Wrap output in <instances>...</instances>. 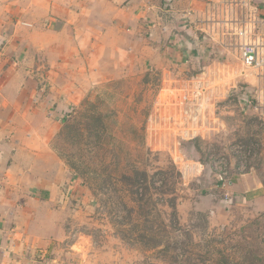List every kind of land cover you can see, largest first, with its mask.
Here are the masks:
<instances>
[{"label":"rangeland","instance_id":"374dc122","mask_svg":"<svg viewBox=\"0 0 264 264\" xmlns=\"http://www.w3.org/2000/svg\"><path fill=\"white\" fill-rule=\"evenodd\" d=\"M107 57L51 130L82 197L19 193L11 215L41 263L264 264V109L239 61L155 69Z\"/></svg>","mask_w":264,"mask_h":264},{"label":"crops","instance_id":"0c3cea01","mask_svg":"<svg viewBox=\"0 0 264 264\" xmlns=\"http://www.w3.org/2000/svg\"><path fill=\"white\" fill-rule=\"evenodd\" d=\"M247 1L261 18L260 0H0V264H42L34 239L11 217L21 213L19 193L48 203L82 197L50 147L51 130L72 112L88 74L99 71V57L155 69L190 61L228 68L238 55L221 21L228 11L230 19L246 16ZM238 66V79L255 87Z\"/></svg>","mask_w":264,"mask_h":264},{"label":"built area","instance_id":"2783aa9c","mask_svg":"<svg viewBox=\"0 0 264 264\" xmlns=\"http://www.w3.org/2000/svg\"><path fill=\"white\" fill-rule=\"evenodd\" d=\"M243 8L241 18L221 21L223 35L235 47L242 73L252 74L257 79L255 101L257 107L264 109V20L256 15V8H251L249 1Z\"/></svg>","mask_w":264,"mask_h":264}]
</instances>
